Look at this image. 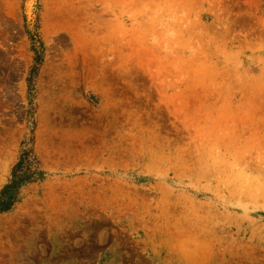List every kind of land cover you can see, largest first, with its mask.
I'll return each instance as SVG.
<instances>
[{"label":"rangeland","instance_id":"rangeland-1","mask_svg":"<svg viewBox=\"0 0 264 264\" xmlns=\"http://www.w3.org/2000/svg\"><path fill=\"white\" fill-rule=\"evenodd\" d=\"M25 149L0 264H264V0H0Z\"/></svg>","mask_w":264,"mask_h":264},{"label":"trees","instance_id":"trees-1","mask_svg":"<svg viewBox=\"0 0 264 264\" xmlns=\"http://www.w3.org/2000/svg\"><path fill=\"white\" fill-rule=\"evenodd\" d=\"M31 149L21 151L17 163L11 170V179L0 191V213L9 211L19 197V190L34 182L43 174Z\"/></svg>","mask_w":264,"mask_h":264},{"label":"bare ground","instance_id":"bare-ground-1","mask_svg":"<svg viewBox=\"0 0 264 264\" xmlns=\"http://www.w3.org/2000/svg\"><path fill=\"white\" fill-rule=\"evenodd\" d=\"M30 5V4H29ZM29 8V7H28Z\"/></svg>","mask_w":264,"mask_h":264}]
</instances>
